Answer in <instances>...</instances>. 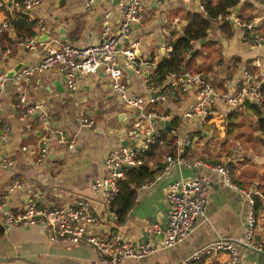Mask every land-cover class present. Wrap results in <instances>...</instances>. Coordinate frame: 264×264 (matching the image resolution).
I'll return each instance as SVG.
<instances>
[{
	"label": "crops",
	"instance_id": "0c3cea01",
	"mask_svg": "<svg viewBox=\"0 0 264 264\" xmlns=\"http://www.w3.org/2000/svg\"><path fill=\"white\" fill-rule=\"evenodd\" d=\"M120 1L91 0L87 3V0H43L28 12L31 19L42 18L44 21L43 29L38 30V25H34V33L39 40L35 47L17 45L16 38L8 41V38L13 39L16 35L11 28L5 31L0 28V70L6 73L18 61L37 63L47 46H58L64 41L83 46L101 39L105 27L114 32L121 19ZM143 1L140 21L133 24L130 39L138 41L139 54L143 59L157 63L166 55L163 43L167 34L172 35L173 44L183 34L188 15L200 9L193 0ZM4 3L8 4L6 1ZM15 8L9 7V11L19 9ZM231 12L246 21L253 20L256 32L264 37V0L238 1ZM5 19L7 15L0 8V23ZM241 30L234 25L233 35L225 37L216 31V24L213 23L207 37L196 44L199 47L192 58L197 57L196 67L202 68L196 70L208 72L216 82L222 77L239 78L241 70L254 57L263 59L264 64V45L250 47L242 44L239 40ZM216 37L218 40L214 41ZM129 42L126 39L123 44ZM202 54L206 57V63L201 58ZM188 67L195 69L192 65ZM127 70L124 77L129 82L130 90L145 94L147 89L142 77ZM19 89L25 90L29 101L43 103L50 114V127L61 130L68 142H60L53 136L48 141L47 151L44 154L39 152L38 145L44 144L42 137L45 129L36 122L35 114L19 115L15 98ZM185 97L186 101H190L194 95L191 93ZM154 106L158 111L171 107L177 111L176 107L182 108V103L159 101ZM232 112L237 115L239 110L226 111L221 117L210 119L176 116L182 132L190 131L196 135L191 146L187 147L185 157L187 160L231 161L234 178L240 186H254L257 189L264 178L258 175L259 166L251 164L256 171L249 176L243 171L250 162L237 157L226 159V153H230V156L235 154V147L220 155L211 150L215 141L209 139H213L215 131L223 132L221 123ZM84 115L94 119L92 127L80 126L79 120ZM135 118L136 109L121 100L118 92L112 88L111 78L101 69L96 73L80 74L76 89L67 87L63 71L57 67L38 71L19 82L9 78L0 88V139L5 140V143L0 140V197L4 198L7 209L21 211L28 198L40 204L62 206L74 197H87L94 212L102 219L101 224L92 229L95 234L108 235L117 231L130 243H138L153 223L166 222L170 207L166 198L169 182L178 177L204 175L209 180L205 215L196 218L188 234L169 247L163 245L162 237L150 234L149 242L157 248L137 258L128 257L123 264H180L192 250L212 239L240 236L246 217L243 195L224 184L217 172L202 166L173 164L169 174L155 178L149 186L140 189L139 197H134L131 208L121 219L118 220L117 215L108 210L92 183L95 178L108 174L105 157L110 149L129 139L127 130ZM159 123L157 126L160 128L162 125ZM256 125H259L258 121ZM4 126L7 127L6 133L2 132ZM262 138L264 140V136L259 137L258 146L262 144ZM23 145L35 146L36 151L30 153L21 148ZM199 145L207 146L209 151H198L195 146ZM235 146L238 147L237 144ZM161 150L165 152L145 158L150 169L162 167L165 164L164 154L173 151L162 146ZM247 152L254 154L251 148ZM252 160L255 164L264 163V152ZM258 216L255 233L264 237V204ZM239 254L243 259L242 264H264V253L241 246ZM94 257V250L84 243L50 240L37 223L11 227L0 218V264H89ZM229 260L227 253L218 252L203 257L196 264H230Z\"/></svg>",
	"mask_w": 264,
	"mask_h": 264
},
{
	"label": "built area",
	"instance_id": "2783aa9c",
	"mask_svg": "<svg viewBox=\"0 0 264 264\" xmlns=\"http://www.w3.org/2000/svg\"><path fill=\"white\" fill-rule=\"evenodd\" d=\"M8 7H16L29 12L40 5L43 0H4ZM0 0V6L4 4ZM91 0H87L89 3ZM200 10L204 9L206 0H193ZM243 2L244 0H238ZM121 19L114 32L108 27L102 31L99 40L79 46L73 42L64 41L58 46H47L41 59L37 63L21 67L11 78L19 82L29 75L49 67H57L63 71L66 85L70 89L77 88V79L80 74L96 73L101 69L111 78L112 88L118 92L121 100L136 109V118L128 128V138L133 142L119 144L109 150L105 157V164L109 172L102 178H95L92 186L101 195L104 205L110 209L111 202L119 192V181L125 178L130 167L145 163V152L153 144L171 147L172 152L164 154L163 168L155 178L170 173L173 164L184 163L188 166H202L207 170L217 172L223 183L238 190L244 197L246 217L243 233L234 238L218 237L192 250L184 257L180 264H196L207 255L224 252L230 256V264H242L239 254L241 246L264 253V237L255 233L259 220L255 209V195L259 191L254 186H240L234 178V169L231 161L210 162L204 159L187 160L186 149L191 146L194 136L190 131L182 132L180 127H171L159 121H171L174 117L195 119L203 117H221L226 111H238L246 102L260 105L264 101L262 82L264 81V64L261 58L254 57L241 70L240 77L230 76L220 78L214 82L210 74L203 70L183 67L178 72H171L163 81L152 80L155 61L143 59L139 54L138 41L130 39L133 24L140 21L143 11V0H121ZM1 8V7H0ZM233 8V7H232ZM229 12L223 16L240 27V42L246 46L256 47L264 45V37L255 30L253 20L246 21L235 13ZM33 19L28 17V21ZM44 21L38 18V30L43 29ZM0 28L8 29L7 19L0 23ZM210 29V28H209ZM208 29V33H209ZM128 39L130 42L123 44ZM37 34L32 33L18 38L17 45L33 48L38 42ZM173 37L170 33L164 39L166 56L173 50ZM192 49V48H191ZM190 49V50H191ZM122 60V62H121ZM141 76L147 89L145 94L133 93L129 82L125 81V70ZM147 71H146V70ZM9 79L3 70H0V88ZM193 93L194 98L186 101L187 95ZM16 107L19 115L25 117L35 114V120L45 129L43 145H38L40 153L47 151L48 141L54 137L60 142H68L61 130L50 127V114L41 101H29L25 90L19 89L15 94ZM175 101L181 106L169 110L158 111L155 104L159 101ZM181 108V109H180ZM81 127H92L94 119L84 115L79 120ZM147 123V124H144ZM157 123L162 125L160 128ZM6 133L7 127L2 129ZM168 131V134L165 132ZM22 149L33 153L35 146L23 145ZM154 178V179H155ZM153 179V180H154ZM147 181L136 188L135 199L139 197L140 189L149 186L153 181ZM209 180L204 175L191 178L178 177L171 180L166 191V198L170 203L167 213L166 226L163 229L162 242L166 247L182 240L192 228L197 217L205 215L207 203V187ZM264 202V199H263ZM0 218L11 227L37 223L43 227L48 238L53 241L67 243H84L90 246L95 257L89 264H123L128 257H140L156 249V245L148 242L130 243L120 232L114 231L108 235L95 234L92 229L101 224L102 219L94 212L87 197H74L68 204L46 205L28 198L21 211L7 209L4 198L0 197ZM162 224L153 223L148 228L149 234H158L162 231Z\"/></svg>",
	"mask_w": 264,
	"mask_h": 264
},
{
	"label": "trees",
	"instance_id": "16d2710c",
	"mask_svg": "<svg viewBox=\"0 0 264 264\" xmlns=\"http://www.w3.org/2000/svg\"><path fill=\"white\" fill-rule=\"evenodd\" d=\"M238 0H206L204 2V9L202 11H193L187 17V23L183 28V34L179 35L173 42V50L169 55L163 56L157 61L153 71L152 80L163 81L171 72H178L183 67L191 65V58L196 54L195 44L200 43L202 38L208 35V29L212 24H216V31L227 36L233 35L234 25L228 18H223L231 7L237 4ZM7 15L9 28L14 32L16 37L8 38V41H14L26 34L34 33V25L36 19L28 21L29 13L24 9H17L12 12L4 3L0 6ZM16 9V8H15ZM6 29H3L5 31ZM0 32V44H1ZM218 37L214 41H217ZM192 48V49H191ZM191 49V50H190ZM262 90L264 92V81L262 82ZM245 106L249 108L256 116L259 124V129L264 133V101L258 105L251 102H246ZM236 115L235 112L226 115V123L230 125L233 122L232 117ZM228 118V120H227ZM171 127H178V117H174L171 121ZM162 145L153 144L145 152L144 158L155 156L157 153H164L161 150ZM164 147V146H162ZM171 148V147H167ZM172 149V148H171ZM162 167L150 169L147 163L138 166L130 167L125 174V178L119 181V192L111 202L110 209L117 215L118 220L121 219L126 212L131 208L136 188L141 184L153 180L161 171ZM238 183V182H237ZM239 184V183H238ZM240 185V184H239ZM257 190L259 193L255 195V209L259 213L263 209L264 199V180L258 184Z\"/></svg>",
	"mask_w": 264,
	"mask_h": 264
},
{
	"label": "rangeland",
	"instance_id": "374dc122",
	"mask_svg": "<svg viewBox=\"0 0 264 264\" xmlns=\"http://www.w3.org/2000/svg\"><path fill=\"white\" fill-rule=\"evenodd\" d=\"M204 45L205 47L207 46L206 44ZM198 47L199 46L195 44V49H197ZM196 58L195 59L191 58L192 67L195 68V70L202 69L201 67L200 68L196 67V64L198 65ZM201 58H204L203 61L204 63H206L205 55L202 54ZM256 118L257 117L255 116V114L251 112L249 108L247 107L241 108L239 109L238 114L232 117L233 122L230 123V125H225L226 121L222 122L221 125H222L223 132L219 133L215 131L213 139L210 138L209 140L215 141V146L212 147L213 149L211 150H215L216 155L225 154L226 152H229L233 147H235V150H236L235 154H231L230 156L229 155L230 153H226L228 154V157H226V159L231 158V157L232 158L235 157L236 159L237 157V159H241L242 161L243 160L248 161L250 163L249 165H246V168L244 169L243 172H246L249 176H253V172L256 171V169H254L253 166L251 165L253 164L256 167L259 166L257 170L260 173H258V175L264 176V163L255 164L252 160L254 158H257L264 152L263 138H262V144L258 146L259 137H263L264 133H262L263 131L259 129L260 128L259 125L258 126L256 125L257 123ZM210 130L208 131L209 133H210ZM236 144L238 145V147L235 146ZM195 147L196 149H198V151L199 150L209 151V148L205 145H201V146L199 145ZM249 148L252 149L254 154H251V155L248 154L247 151H249ZM222 156L224 157V155ZM262 180H264V178Z\"/></svg>",
	"mask_w": 264,
	"mask_h": 264
},
{
	"label": "water",
	"instance_id": "95a60500",
	"mask_svg": "<svg viewBox=\"0 0 264 264\" xmlns=\"http://www.w3.org/2000/svg\"><path fill=\"white\" fill-rule=\"evenodd\" d=\"M43 36V35H42ZM42 39V38H41ZM205 38H202L200 41H203ZM28 63L26 62V61H24V62H22V61H18L17 63H16V65H14L12 68H10V69H8L7 71H6V73H5V75L7 76V77H9V78H13V76L15 75V73L22 67V65H27ZM127 71H129V72H131L129 69L127 70ZM161 123H163V124H165V126H168L169 125V121H160ZM1 141H2V143H5V140L4 139H0ZM134 141V138H131L130 139V142H133ZM128 142V140H126L124 143H122V144H125V143H127ZM166 226V222H164L163 224H162V231H160L158 234H156L155 236L156 237H159V238H161V237H163V229H164V227ZM142 240L144 241V242H148L149 240H150V234H149V232L147 231L146 233H144L142 236H141V238H140V241L142 242Z\"/></svg>",
	"mask_w": 264,
	"mask_h": 264
}]
</instances>
